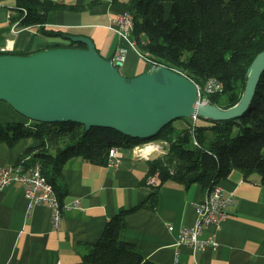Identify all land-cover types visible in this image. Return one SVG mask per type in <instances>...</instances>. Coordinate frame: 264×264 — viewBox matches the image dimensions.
<instances>
[{"label": "trees", "instance_id": "1", "mask_svg": "<svg viewBox=\"0 0 264 264\" xmlns=\"http://www.w3.org/2000/svg\"><path fill=\"white\" fill-rule=\"evenodd\" d=\"M112 2L122 12L132 14L131 37L145 60L176 69L199 86L215 78L221 90L209 94L208 100L222 108L240 99L247 68L264 49V0ZM63 7L81 8L55 0H14L9 19L23 26L36 25L43 35L65 38V32L45 27L48 13ZM55 46L85 47L68 40L44 48ZM22 117L24 121L7 122L5 126L0 123V142L11 146L22 138H31L33 144L25 147L15 163L23 161L26 167L38 163L60 201L62 192L56 179L67 159L81 157L93 164H106L111 147L131 149L143 140L110 127L91 126L84 131L83 124L71 120L44 122ZM199 118L204 119L197 116L184 127H177L172 120L160 129L156 135L160 134L167 146L164 145L165 152L147 160L145 179L157 171L161 182L171 179L185 187L198 183L206 189L236 168L245 179L251 173L259 174L264 185V71L252 102L241 116L206 119V125L197 124ZM145 202L112 215L76 264H160L143 257L134 244L121 236L126 213ZM155 202L153 191L147 203L153 206Z\"/></svg>", "mask_w": 264, "mask_h": 264}, {"label": "crops", "instance_id": "2", "mask_svg": "<svg viewBox=\"0 0 264 264\" xmlns=\"http://www.w3.org/2000/svg\"><path fill=\"white\" fill-rule=\"evenodd\" d=\"M55 1L81 8L50 11L46 28L86 35L105 57L115 59L116 51H123L120 71L125 75L152 67L135 46L111 28V19L122 13L113 0ZM13 6L14 0H0V50L5 47L4 51L29 53L54 42L64 43L56 36L41 34L36 25L23 26L9 19ZM4 103L0 106L12 108ZM19 121H24L23 117ZM196 123L209 122L199 118ZM29 144H33L31 138H22L11 146L0 142V166L15 163ZM147 170V160L131 154L130 149H123L117 166L93 164L81 157L67 159L56 183L62 192L61 203L75 205L63 209L57 227L51 223L47 205L29 206L19 183L0 187V264H76L112 215L145 200L126 213L121 233L143 257L160 264H264V185L259 174L251 173L245 179L234 168L219 180L225 191L234 192L226 207L228 215L219 229L209 224L199 236L214 234L217 245L193 250L188 243L175 242L179 229L196 221L195 203L203 199L205 188L198 183L185 187L171 179L158 186L148 185ZM153 191L156 202L149 206ZM168 223L173 224L172 230Z\"/></svg>", "mask_w": 264, "mask_h": 264}, {"label": "water", "instance_id": "3", "mask_svg": "<svg viewBox=\"0 0 264 264\" xmlns=\"http://www.w3.org/2000/svg\"><path fill=\"white\" fill-rule=\"evenodd\" d=\"M65 37L85 47L55 46L25 54L0 53V101L30 120H71L83 124L84 131L102 126L149 139L181 117L200 116L216 121L241 116L252 102L264 71L263 49L247 68L240 99L222 108L210 102L198 103L197 84L176 69L156 65L125 75L120 63L101 55L90 37Z\"/></svg>", "mask_w": 264, "mask_h": 264}, {"label": "built area", "instance_id": "4", "mask_svg": "<svg viewBox=\"0 0 264 264\" xmlns=\"http://www.w3.org/2000/svg\"><path fill=\"white\" fill-rule=\"evenodd\" d=\"M110 26L120 36L130 42L128 26H133V16L130 12H122L116 15L111 19ZM5 49V47H2L1 51H4ZM141 56L144 58L142 54ZM124 58L125 55L123 51H116L115 59H113L114 62H119L121 64ZM149 62L152 64V67L161 65L156 62ZM219 90H221V83L215 78H209L206 80V86H200V93H198V97H201V91H208L209 95ZM203 100L204 103H209L208 98H203ZM192 118L196 119L197 117ZM163 143L164 145L166 144L164 140ZM194 143H196L195 140ZM130 151L131 154L140 158L157 157L159 154L165 152L163 144L160 143L133 146ZM122 152L123 149L120 147H111L108 151L107 163L112 166H117L119 159L122 156ZM156 152L157 154H153ZM22 162L23 161L0 166V187L11 182L19 183L23 187L29 206L34 204L47 205L51 212V223L53 227H57L60 224L63 209L65 207L74 206L75 203L63 205L55 190L46 187L45 175L41 172L40 165L38 163H34L32 166L26 167ZM145 182L148 185L158 186L161 183V180L159 174L154 173L149 175L145 179ZM233 198L234 192L225 191L218 183L207 187L205 189L203 199L195 203L197 212L196 221L192 225L183 226L179 229L175 244L178 245L181 243H188L192 246L193 250H202L207 245L215 247L217 245V241L214 234L209 233L204 238H200L199 236L209 224H213L216 229L221 227L222 221L228 215L226 207L232 202ZM167 226L170 230L173 229L172 223H168Z\"/></svg>", "mask_w": 264, "mask_h": 264}, {"label": "rangeland", "instance_id": "5", "mask_svg": "<svg viewBox=\"0 0 264 264\" xmlns=\"http://www.w3.org/2000/svg\"><path fill=\"white\" fill-rule=\"evenodd\" d=\"M168 8V7H167ZM55 38H57L58 40H61L62 42L66 43L68 41L67 38H64L62 36H56ZM140 54V53H139ZM141 55V54H140ZM142 57V56H141ZM152 62V61H151ZM152 65V64H151ZM0 103H4V102H0ZM5 104V103H4ZM7 105V104H6ZM9 107V106H8ZM10 109V110H8ZM13 108H5V107H2L0 106V123L2 125L5 126V124L7 122H11V121H17V120H22V117L17 114L15 112V110H11ZM11 111H14L13 113H10ZM24 119V118H23ZM192 116H187L185 117V119H183L182 117L181 118H178V119H175L174 121V124L177 126V127H184L188 124V122H190L192 120ZM160 134L159 135H155L149 139H143L139 142V145L140 144H147L148 142H153L154 144H163L164 146V143H163V140L161 138H159ZM138 144V143H137ZM136 145V144H135ZM166 144H165V148H166ZM152 148H154L153 146H151ZM150 147V148H151ZM62 217V216H61ZM50 218H51V212H50Z\"/></svg>", "mask_w": 264, "mask_h": 264}, {"label": "bare ground", "instance_id": "6", "mask_svg": "<svg viewBox=\"0 0 264 264\" xmlns=\"http://www.w3.org/2000/svg\"><path fill=\"white\" fill-rule=\"evenodd\" d=\"M132 29H133V26H128V34H129V40H130V43L135 46V43L131 37V33H132ZM66 38V37H65ZM136 47V46H135ZM140 53V52H139ZM202 86H206V81L204 82V84ZM197 89H198V93H200V86L197 84ZM203 98H208V91H201V97H198V103H204V100ZM149 143H153L152 141L151 142H148L147 144ZM143 144H136L134 146H142ZM173 172V169L172 167H169V173H172ZM157 173V171L155 172ZM45 181H46V187L50 188V189H54L53 188V185L47 180L46 176H45Z\"/></svg>", "mask_w": 264, "mask_h": 264}]
</instances>
